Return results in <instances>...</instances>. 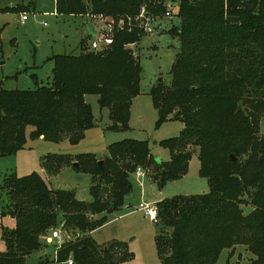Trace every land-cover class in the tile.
Masks as SVG:
<instances>
[{
	"label": "trees",
	"instance_id": "16d2710c",
	"mask_svg": "<svg viewBox=\"0 0 264 264\" xmlns=\"http://www.w3.org/2000/svg\"><path fill=\"white\" fill-rule=\"evenodd\" d=\"M158 1L55 0L58 14L112 19V43L95 51L82 41L78 55L51 57V85L33 90L0 87V155L25 147L29 125L34 138L60 142L68 136L72 144L79 143L94 127L88 94H97L99 105L109 109L112 129L129 130L142 80L140 55L130 47L145 35L135 17L144 3H156L155 11L163 14L165 6ZM179 2L180 21L170 30L181 42L171 67L172 82L168 86L160 79L150 91L157 125L168 120L184 123L179 135L159 142L171 158L156 159L149 140L133 138L111 143L109 154L101 159L93 153L73 159L46 155L44 167L53 174L74 160L79 163L76 170L92 174L89 202L79 200L73 190L52 187L37 171L10 174L3 185L9 184L11 203L1 214L16 223L2 236L6 251L0 252V264H25L60 217L73 238L62 244L52 264L130 260L125 242L100 244L91 232L107 223L108 213L125 205L138 167L163 189L188 173L193 147L199 149V172L207 178L209 191L156 203L161 226L156 245L163 264H216L226 249V264H231L238 246H244L249 257L236 264H264V0ZM0 10L23 12L25 6ZM245 205L252 206L247 214Z\"/></svg>",
	"mask_w": 264,
	"mask_h": 264
},
{
	"label": "rangeland",
	"instance_id": "374dc122",
	"mask_svg": "<svg viewBox=\"0 0 264 264\" xmlns=\"http://www.w3.org/2000/svg\"><path fill=\"white\" fill-rule=\"evenodd\" d=\"M180 1V0H177ZM23 4L25 11L0 10V87L13 90H33L41 85H51L54 61L57 54L78 55L81 43L89 44L92 33L102 29L105 21L95 15L58 14L55 12V0H0V8ZM177 8L174 16L165 18L161 28L154 33L145 34L142 40L130 48L140 55L142 80L140 94L131 107L129 130H114L109 109L102 108L97 94L86 95V102L91 105L94 114V127L85 132V137L77 144H72L68 136L60 142L32 137L34 127L27 126L25 147L13 155H0V252L6 251L2 236L6 229L15 225L10 216H2V210L11 203L9 184H5L10 174L24 176L37 171L44 175L50 185L56 189L73 190L79 200L91 201L90 187L92 174L76 170L72 164H64L58 174H53L44 167L45 156L49 153L66 154L74 158L81 153H93L98 158L109 154L108 146L119 140L133 138L149 140L152 155L158 160H169L171 153L160 145V141L180 134L184 123L168 120L157 125L158 111L153 106L151 88L161 79L166 85L172 82L171 67L181 48L179 37L171 29L179 24ZM28 20L22 22V15ZM86 42V43H87ZM90 45H87V47ZM37 76V80L33 78ZM260 133H264V116L260 122ZM75 162V160L73 161ZM198 147L192 148V158L188 173L181 179L169 182L163 189L152 181L147 174L131 176L133 190L127 197L126 205L120 210L108 213L107 223L94 230L91 235L100 244L122 241L128 246L132 258L120 264H163L156 245L160 233V224L145 216L146 210L140 203H156L179 194H201L209 191L207 178L200 175ZM252 206H244V213ZM59 224L42 238V246L25 258V264H52L56 249L69 230ZM54 230H60L61 239H53ZM76 233L78 230L75 231ZM228 249L224 250L216 264H226L229 259ZM249 254L244 246L235 248L231 264L247 261Z\"/></svg>",
	"mask_w": 264,
	"mask_h": 264
},
{
	"label": "built area",
	"instance_id": "2783aa9c",
	"mask_svg": "<svg viewBox=\"0 0 264 264\" xmlns=\"http://www.w3.org/2000/svg\"><path fill=\"white\" fill-rule=\"evenodd\" d=\"M159 3H162L165 6V11L163 14L157 13L156 6L157 4L154 3L153 5H150L149 3H144L140 7L139 14L135 17V21L137 24V27L141 28V30L145 34L154 33L157 31V29L161 28L162 21L165 18H172L174 16V7L178 6L177 12L179 9V1L177 0H159ZM153 6V7H151ZM100 16L105 21V26L96 31L91 39L90 44L88 43V48L90 50H101L107 48L112 43V38L110 37L109 33L113 29V20L109 18H105L101 15ZM28 15L25 13L22 15V22H25L28 20ZM136 175L138 177L143 176L145 173L144 169L142 167H138L136 170ZM140 208L145 209L146 213L145 216L148 217L150 220L157 222L158 221V212L156 206L151 205L150 203H141ZM53 239H61L62 240V233L60 230H54L52 233ZM72 238H70V235L67 234L66 239L62 242L65 243L66 241H70ZM62 244L59 243L58 248L56 249V252L61 248ZM68 262H72V259L70 258Z\"/></svg>",
	"mask_w": 264,
	"mask_h": 264
},
{
	"label": "water",
	"instance_id": "95a60500",
	"mask_svg": "<svg viewBox=\"0 0 264 264\" xmlns=\"http://www.w3.org/2000/svg\"><path fill=\"white\" fill-rule=\"evenodd\" d=\"M231 157L233 159H235V156L233 154L231 155ZM102 162H103L102 160H99V163L100 164H102ZM73 167H75L76 169H78L79 168V163L77 161L73 162Z\"/></svg>",
	"mask_w": 264,
	"mask_h": 264
},
{
	"label": "crops",
	"instance_id": "0c3cea01",
	"mask_svg": "<svg viewBox=\"0 0 264 264\" xmlns=\"http://www.w3.org/2000/svg\"><path fill=\"white\" fill-rule=\"evenodd\" d=\"M99 17H100V16H99ZM94 33H95V32H93L92 35H93ZM83 41H86V40H83ZM86 42H87V41H86ZM87 45H88V42H87ZM37 76H38V75H37ZM141 177H142V176H141ZM130 193H131V192H130ZM130 193H129V194H130ZM129 194L126 196V201H127V197L129 196ZM126 201H125V205H126ZM140 204H141V203H140ZM125 205H124V206H125ZM124 206H123V207H124ZM8 216H9V215H8ZM9 218H11V220H12V219L15 220V218H13V217H9ZM15 223H16V220H15ZM14 226H15V225H14ZM14 226H12V227H14ZM12 227H11V228H12ZM92 232H93V231H92ZM92 232H91V233H92Z\"/></svg>",
	"mask_w": 264,
	"mask_h": 264
}]
</instances>
